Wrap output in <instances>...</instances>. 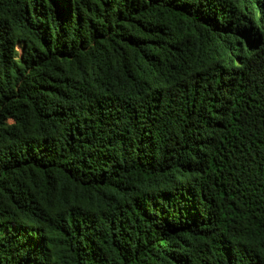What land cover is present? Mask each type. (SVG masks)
<instances>
[{"label":"trees","instance_id":"16d2710c","mask_svg":"<svg viewBox=\"0 0 264 264\" xmlns=\"http://www.w3.org/2000/svg\"><path fill=\"white\" fill-rule=\"evenodd\" d=\"M0 264H264V0H0Z\"/></svg>","mask_w":264,"mask_h":264},{"label":"rangeland","instance_id":"374dc122","mask_svg":"<svg viewBox=\"0 0 264 264\" xmlns=\"http://www.w3.org/2000/svg\"><path fill=\"white\" fill-rule=\"evenodd\" d=\"M15 58H16V61H19L20 58H21V55H22V44L21 43H17L15 45ZM12 121H8V123H11Z\"/></svg>","mask_w":264,"mask_h":264}]
</instances>
